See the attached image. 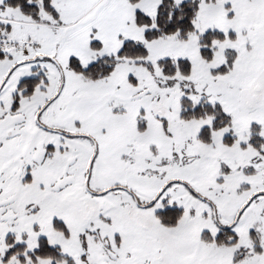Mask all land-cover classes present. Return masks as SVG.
Listing matches in <instances>:
<instances>
[{
  "label": "snow or ice",
  "instance_id": "6c2138e0",
  "mask_svg": "<svg viewBox=\"0 0 264 264\" xmlns=\"http://www.w3.org/2000/svg\"><path fill=\"white\" fill-rule=\"evenodd\" d=\"M0 264H264V0H0Z\"/></svg>",
  "mask_w": 264,
  "mask_h": 264
}]
</instances>
